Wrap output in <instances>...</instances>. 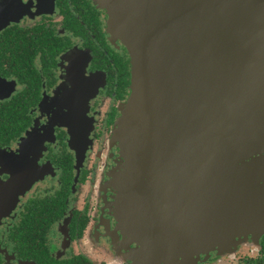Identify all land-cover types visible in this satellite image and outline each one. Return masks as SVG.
<instances>
[{
    "label": "water",
    "instance_id": "1",
    "mask_svg": "<svg viewBox=\"0 0 264 264\" xmlns=\"http://www.w3.org/2000/svg\"><path fill=\"white\" fill-rule=\"evenodd\" d=\"M94 1L132 61L111 173L129 239L152 264H197L263 236L264 0ZM84 73L60 94L79 151L99 90Z\"/></svg>",
    "mask_w": 264,
    "mask_h": 264
},
{
    "label": "flooded vegetation",
    "instance_id": "2",
    "mask_svg": "<svg viewBox=\"0 0 264 264\" xmlns=\"http://www.w3.org/2000/svg\"><path fill=\"white\" fill-rule=\"evenodd\" d=\"M79 62L99 84L80 151L60 98ZM131 84L128 48L94 0H0V264H152L111 182ZM225 260L215 250L200 264Z\"/></svg>",
    "mask_w": 264,
    "mask_h": 264
},
{
    "label": "rangeland",
    "instance_id": "3",
    "mask_svg": "<svg viewBox=\"0 0 264 264\" xmlns=\"http://www.w3.org/2000/svg\"><path fill=\"white\" fill-rule=\"evenodd\" d=\"M257 215H258L257 218L259 220L261 215L259 214ZM255 230L256 231L249 230V233L247 234L249 236V239L248 237L245 240L242 238V241L240 242L239 239L243 234L241 233L240 235H236L235 237L237 241L236 242L233 241L231 245L228 246L229 248L227 247L223 249V251L225 250L226 252L227 251L229 252L221 254V255H226L229 260L227 261L225 260L219 264H244L246 257H250V256L256 257L258 255V248L260 247V240L262 236H260V232L257 229ZM254 239H257V241ZM251 240L253 241L251 242ZM234 246L236 247L234 248ZM202 259L201 260L199 259L197 264L204 262Z\"/></svg>",
    "mask_w": 264,
    "mask_h": 264
},
{
    "label": "trees",
    "instance_id": "4",
    "mask_svg": "<svg viewBox=\"0 0 264 264\" xmlns=\"http://www.w3.org/2000/svg\"><path fill=\"white\" fill-rule=\"evenodd\" d=\"M248 264H264V237L262 239L260 255L248 261Z\"/></svg>",
    "mask_w": 264,
    "mask_h": 264
}]
</instances>
